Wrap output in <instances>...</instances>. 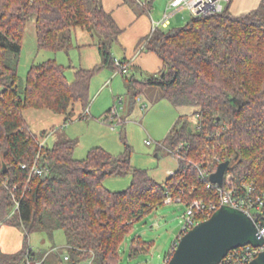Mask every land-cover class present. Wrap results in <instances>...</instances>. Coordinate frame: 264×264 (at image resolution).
I'll use <instances>...</instances> for the list:
<instances>
[{
    "label": "trees",
    "instance_id": "16d2710c",
    "mask_svg": "<svg viewBox=\"0 0 264 264\" xmlns=\"http://www.w3.org/2000/svg\"><path fill=\"white\" fill-rule=\"evenodd\" d=\"M231 2L222 12L193 15L185 25L159 26L144 40L146 49L164 61L144 83L159 86L176 107H195L198 116L195 128L188 114H181L159 144V150L171 153L168 148L184 143L180 156L175 155L177 169L161 182L132 164L130 148L113 154L95 146L78 159L77 140L69 136L42 145L25 117L24 110L33 107L65 113L66 122L72 120L73 103L81 102L83 110L91 104L94 75L104 66L116 68L113 45L123 29L102 0H0V227L25 230L21 250L7 253L0 248V264H46L30 247L29 233L37 229L52 235L57 228L67 236L60 264H118L121 243L133 224L158 206L178 197L186 205L196 199L218 201V189L209 187L202 173L214 172L228 159L226 173L235 185L256 181L264 187V0L239 16L230 11ZM34 15L39 49L69 52L77 46L75 29L80 26L93 35L102 63L91 69L76 67L75 78L69 80L65 64L50 57L33 62L21 86L18 66ZM87 116V111L77 115ZM36 159L49 167L48 174H30ZM125 174L133 176L127 189L105 186L107 176ZM150 246L135 238L131 255Z\"/></svg>",
    "mask_w": 264,
    "mask_h": 264
},
{
    "label": "rangeland",
    "instance_id": "374dc122",
    "mask_svg": "<svg viewBox=\"0 0 264 264\" xmlns=\"http://www.w3.org/2000/svg\"><path fill=\"white\" fill-rule=\"evenodd\" d=\"M153 2L155 14L163 16L169 0H154ZM176 15V17H172L173 23L169 29L185 25L194 13L185 7L179 10ZM35 22V15L29 18L23 41L18 66L21 86H24L26 82L31 64L49 57H55L60 63L65 64L69 80L75 78L76 67L85 65L86 62L89 65L93 64V61L91 63V60H87L85 50L78 46L73 47L69 52L39 49ZM119 51L121 48L116 41L113 45V53L117 58H119ZM107 71L114 70L103 67L91 80V112L87 111V117L75 116L62 128V114L45 110L42 115L38 116L36 113L41 112H31L35 110L30 109L27 112V119L31 127L35 129L36 126H40L36 131L40 139L43 137V131L48 132L46 143L49 146H52L60 136L59 132L53 134L51 129L62 132V136L66 135L76 139L77 145L74 154L78 159L85 158L89 150L95 146H102L113 154L127 152L130 148L132 164L135 167L148 170L152 177L164 182L170 175V169L175 170L179 164L178 158L173 153H167L166 150H160V153L157 151L159 144L168 133L167 123L171 118H178L179 114H188V120L196 128L198 123V116L194 113L196 108L193 106L175 107L166 98H158L157 95L159 96L161 88L156 85L152 89L140 86L139 93L134 96L133 92L129 90V83L125 76L131 77L133 74L141 78L142 73L135 67L133 68L132 64L128 74L118 72V77L114 81L116 85L110 86L109 84L102 93H96L97 88L101 87V81H104L102 75L108 74ZM144 76L147 74L144 73ZM92 82H94L93 86ZM113 85L118 90L112 95ZM2 88L0 85V90ZM107 92L109 94H106ZM144 103L148 105L146 109L142 107ZM73 104L76 105V111L77 108L78 110L82 108L78 102ZM116 106L117 115L110 119V111ZM45 124L46 127H42ZM132 179V174L109 175L105 178L104 184L111 190H124L131 185ZM187 209V205L176 198L158 206L136 221L121 243V258L118 264H164L166 256L170 253L182 230L184 214ZM10 231L13 234L11 229ZM17 231L19 230L17 229ZM139 237L151 242V246L148 251L132 256L133 241ZM29 245L47 259L46 264H60L64 259V254L67 253V236L63 228L55 229L52 235L46 230L36 229L29 233ZM35 264L43 263L36 262Z\"/></svg>",
    "mask_w": 264,
    "mask_h": 264
},
{
    "label": "crops",
    "instance_id": "0c3cea01",
    "mask_svg": "<svg viewBox=\"0 0 264 264\" xmlns=\"http://www.w3.org/2000/svg\"><path fill=\"white\" fill-rule=\"evenodd\" d=\"M262 1L263 0H232L231 5H230V11L234 15H237V16L242 15V14H246V13H249L250 11L256 9ZM102 3H103V6L105 7V9L112 13V15L115 18V20L117 21L118 25L123 29L121 37L117 40V43L119 44V47L121 48V51H119L120 54L118 53L119 58H125V59L131 61L132 67L133 68L135 67L139 72L142 73L141 78H139L136 75L134 76L133 74L131 77L125 76L126 77L125 79L129 83V90L130 91L135 90V93L138 94L140 86L141 87L143 86V87H146L149 89L154 88L153 87L154 84H145L144 81L146 78H148L151 75L160 71L164 66V61L156 51L149 50V49L140 50V48H141V45H142L143 41L145 40V38L151 34L154 21L160 20L161 17H163L162 14L161 15L159 14V16H157L155 14L154 2L152 3V5L148 6V8H146V7L143 8V6H141L135 0H102ZM163 14H164V12H163ZM172 23H173V21L171 18L168 23H166L164 25H160V27H162L164 29H168L172 25ZM75 40H76L77 46L79 48H82V50H85V55L87 56V60H89V61L91 60V63L93 61L92 65L91 64L89 65V63H87V62L85 63V65L83 64L82 65L83 68L91 69V68H94L95 66L102 63L103 58L101 56L99 47L95 44L94 37L88 29L80 27V26L77 27L75 29ZM107 67L108 66H104V68H107ZM109 68H111V69L113 68L114 71H110V72L107 71V72H109L108 74L106 73V75H104V74L102 75V79H104V81H101V84H100L101 87L97 88L96 93H98V92L102 93V91L104 89H106L109 86V84H110V86L112 84L116 85V82H114V81L118 77L117 74H119V73L115 71L114 67H109ZM144 73H146L147 76H144ZM131 81H133L132 82V84H134L133 87H131ZM93 83L94 82H92V86H93ZM115 85H113L111 88L112 95L114 94L115 91L118 90ZM106 94H109V93L107 92ZM157 97L158 98H165V97H163L162 90L159 93V96L157 95ZM78 103L82 107L81 108L82 110L81 109L78 110V108H77V111H76L75 110L76 105L73 104L74 107H72L73 105L71 106V109H73L74 117L77 116L78 114H80L81 112H84L87 110L89 112H91V105L89 106V108L83 110L84 108H83L81 102H78ZM133 107H134V105H133ZM142 107H144L146 109L148 107V105H145V103H144ZM30 109L35 110V111H31V112H36V111L41 112V113H36V115H38V116L42 115L45 110H49L48 108H33V107L27 108L24 110L26 119L28 118L27 112ZM56 114H62L63 115V117L61 118V121L63 123L60 121L63 124L62 125L60 123L62 125V128H63L64 125L66 126L68 124V122H66V120H65L67 117V114H65V113H56ZM180 115L181 114H179V116ZM179 116H178V118L177 117H175L173 119L171 118L169 120V122L167 123V127L165 126L167 128L168 133L170 132L171 128L175 125V123L179 119ZM27 121H28V119H27ZM28 123H29V121H28ZM30 127H31V125H30ZM36 127L37 128H35V129H33L31 127L34 133H36V131L38 130V128L40 126H36ZM42 127L45 128L46 124ZM51 132H53V134L56 132H59V135L62 134V132L56 131L55 129H51ZM168 133H167V135H168ZM47 134H48V132H47ZM47 134L43 137H46ZM43 137H42V139H43ZM157 151L159 152L160 150L157 149ZM175 170L170 169V171H175ZM10 229L13 231V234L10 231ZM17 229L19 231H17ZM21 229L23 231H20ZM23 232H24V239H23ZM24 244H25V230L23 228L15 226V225H10V224H3L0 227V248L3 251H5L7 253H14V252L21 250L23 248Z\"/></svg>",
    "mask_w": 264,
    "mask_h": 264
},
{
    "label": "built area",
    "instance_id": "2783aa9c",
    "mask_svg": "<svg viewBox=\"0 0 264 264\" xmlns=\"http://www.w3.org/2000/svg\"><path fill=\"white\" fill-rule=\"evenodd\" d=\"M227 1L229 0H170L167 3L163 17L158 21H154L152 31L156 30L160 25L168 23L179 10L185 7L189 8L194 15H211L222 12L225 9ZM138 2L142 6L148 8V0H138ZM143 49H146V41H143L141 45L140 50ZM115 64L116 72L123 74L129 73L131 61L115 57ZM110 114V119L117 115V106L110 111ZM45 143L46 137H43V139H41V144L43 145ZM183 145L184 143H181L179 148H168L167 150L174 155L177 154L180 156V147ZM26 166V164H23V167ZM48 172L49 167L41 164L38 159H36L30 167L31 175H44L48 174ZM172 173H174V171H170V174ZM210 176L211 173L209 172L202 173V178L207 181V185L218 189L219 200L207 203L202 199H196L187 205L188 209L186 214H184L182 230L178 235L177 240L174 242L170 253L167 255L164 264H168L169 259L183 234L193 228L199 221L210 217L222 205L236 207L249 214L256 223L260 235L264 238V187L256 181L243 182L242 185H235L232 174L227 173H225L223 184L220 185L217 182H213ZM177 200L182 202L181 197H178ZM18 207L19 202H17L16 208ZM201 217L205 218L200 219ZM240 247L241 249H237V247L230 250L220 264H250V262L262 250H264V244L262 246L247 244ZM65 258L68 259L69 256H66ZM77 264H91V261H83Z\"/></svg>",
    "mask_w": 264,
    "mask_h": 264
},
{
    "label": "water",
    "instance_id": "95a60500",
    "mask_svg": "<svg viewBox=\"0 0 264 264\" xmlns=\"http://www.w3.org/2000/svg\"><path fill=\"white\" fill-rule=\"evenodd\" d=\"M230 162L228 159L219 163L210 176L213 182L223 184ZM247 244H264L256 223L245 211L222 205L210 217L199 221L183 234L168 264H220L230 250ZM64 264L77 263L71 261ZM250 264H264V250Z\"/></svg>",
    "mask_w": 264,
    "mask_h": 264
}]
</instances>
